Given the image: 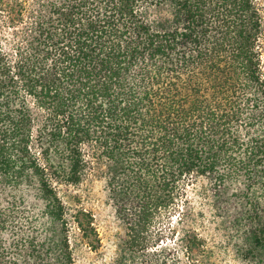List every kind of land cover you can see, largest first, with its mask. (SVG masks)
Instances as JSON below:
<instances>
[{"label": "trees", "instance_id": "obj_1", "mask_svg": "<svg viewBox=\"0 0 264 264\" xmlns=\"http://www.w3.org/2000/svg\"><path fill=\"white\" fill-rule=\"evenodd\" d=\"M93 165L110 264H164L156 220L200 181L264 261V0H0V264H75L93 218L60 188Z\"/></svg>", "mask_w": 264, "mask_h": 264}, {"label": "rangeland", "instance_id": "obj_2", "mask_svg": "<svg viewBox=\"0 0 264 264\" xmlns=\"http://www.w3.org/2000/svg\"><path fill=\"white\" fill-rule=\"evenodd\" d=\"M60 188V197L70 214L83 210L92 215L96 235L84 238L74 228L70 241L75 264H110L117 256L121 228L107 198L103 171L98 165L88 169L77 187ZM203 182L187 188L181 208L156 220L151 235L157 256L164 264H264L244 257V230L233 225L231 215L211 206ZM234 213V212H233Z\"/></svg>", "mask_w": 264, "mask_h": 264}]
</instances>
